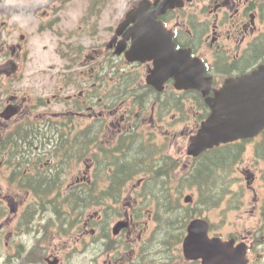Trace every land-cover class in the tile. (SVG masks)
<instances>
[{"label":"flooded vegetation","instance_id":"obj_1","mask_svg":"<svg viewBox=\"0 0 264 264\" xmlns=\"http://www.w3.org/2000/svg\"><path fill=\"white\" fill-rule=\"evenodd\" d=\"M151 1L148 10L143 13V18L149 24H152V20L161 21L163 26L173 32L175 41L181 46L191 48L194 54L207 63L209 69L211 65L214 68L221 65L222 76L236 72L243 66L242 59L238 56L239 51L233 53V50L221 46H231L237 41L239 43V35L247 32L248 27L253 30V21L249 22L246 17L254 18L251 14L254 12L253 3L257 0H183L181 6L167 9L164 13L158 10L162 0L156 4L155 0ZM94 3L95 0H89L90 5L84 8L91 9ZM42 8V18L38 25L41 33L47 37L44 47L53 46L59 52V65L74 66V70L70 75H64L59 85H52V78L47 77L44 78L45 83L40 82L39 87H32L30 90L35 95L52 92V99L64 92L73 102L51 103V99L47 98L43 107L37 102L24 107L23 102L17 99V86L23 80H40L42 77L36 75L38 70L35 67H31V75L26 77L7 75L12 74L11 72L23 73L29 68L26 58L21 57L20 44L9 47L12 60L7 61L2 56L0 42V71L6 73L0 75V90L4 89L9 94L10 107L14 108V103L18 100L14 110L17 114L26 115L27 122L31 125L28 130L36 128L41 133L40 137L28 142V147L27 134L25 138L2 141L0 156L7 146L14 145L17 153L15 158L31 160L27 179H38L39 188L36 189L52 196L77 194L83 175L89 178L91 194L104 191L110 196L111 203L107 208L104 207L102 221L110 224L126 222V226L110 244L103 263L145 264V260H142L145 227L141 219L145 211L143 182L138 181L135 184L130 179L136 174H141L143 178L145 172L156 166L159 169L165 168L166 173V169H172L170 166L176 164L177 155L186 153V143L192 136L200 115L193 113V102L190 101L192 98H185L176 91H169L167 95L165 92L158 95L155 92L138 91L132 95L131 101L128 100L129 94L121 91L125 87L128 79L126 74L130 68L137 66L148 69L151 66L148 62L143 65L144 63L127 59L133 37H125L117 32L126 13L118 22L113 11L106 13L108 22L102 27L104 14L82 13L80 0H45ZM242 8L246 10L239 14ZM28 9L32 17L37 15L36 5H29ZM259 17L264 18L262 10ZM128 26L132 27V23ZM263 33L264 27L250 40V47ZM206 38L217 41L218 46L210 44L212 50L209 51L204 46ZM29 43L33 47V42ZM261 43L262 40L257 45ZM118 46L125 47V50L117 52ZM113 68L118 69V72L122 70L125 74L114 73ZM183 99L191 106L181 107ZM8 102L9 100L0 99V110ZM144 105L152 108L156 106V118L146 115L141 107ZM136 107L143 114L133 112ZM183 111L186 112V117H181ZM83 144L90 148L89 162L82 155ZM219 150L217 160L221 175V147ZM132 155L135 159H132ZM186 156L180 172L184 173L188 164L194 161L195 169L198 170L202 162L189 160L190 157ZM207 171L205 169L202 172ZM99 180L106 181L108 185L99 188ZM254 181L253 177L251 183ZM251 183L247 185L251 190L250 201L264 209V198L262 204L258 202L263 197L262 192ZM73 203L72 199V203L68 201L67 204H60L62 208L72 210L75 208ZM61 210H56L57 217ZM253 217V220L244 222L232 233L246 240L248 237L253 238L262 244V252L257 253L250 261V264H258L264 255V216L257 220L254 215ZM63 218L67 220L62 217L57 221L62 222ZM246 224L250 225L247 230L244 229ZM77 231L81 236L83 230L77 228ZM252 248L253 245L251 251ZM59 255L49 253L43 259L47 263L56 260L55 264H59ZM259 256L260 259L256 262ZM186 264L200 262L190 261Z\"/></svg>","mask_w":264,"mask_h":264},{"label":"water","instance_id":"obj_2","mask_svg":"<svg viewBox=\"0 0 264 264\" xmlns=\"http://www.w3.org/2000/svg\"><path fill=\"white\" fill-rule=\"evenodd\" d=\"M199 88L205 91L203 85ZM209 101H214L213 113L203 124L190 150L192 153H198L201 148L214 142L251 136L260 131L264 126V74L258 71L237 80H229L222 91ZM190 232L185 253L189 257H199L204 250L195 246L198 238L191 229ZM224 252L228 250L222 243L210 241L207 254L212 260H227V256L221 255Z\"/></svg>","mask_w":264,"mask_h":264},{"label":"rangeland","instance_id":"obj_3","mask_svg":"<svg viewBox=\"0 0 264 264\" xmlns=\"http://www.w3.org/2000/svg\"><path fill=\"white\" fill-rule=\"evenodd\" d=\"M21 1H25V0H21ZM135 0H114V3H115V8L120 12L118 15H117V21H119L123 14L125 13L126 11V8L133 4ZM84 7V6H83ZM86 148V145L83 144L82 145V150ZM132 159H135V157L132 155ZM230 172L229 171H225V172H221V176H227L229 175ZM233 176V175H231ZM216 180V179H215ZM233 180H231V183H232ZM214 186L216 187L217 186V183L214 184ZM34 194H31L29 195V197H32L33 198ZM209 215L214 219V222H218V217H217V214H216V210H212L209 212ZM235 215V212H230L228 213V210L225 211V212H221V222H223L224 220H229V219H232V217H234ZM236 219V218H235ZM7 227L9 228V225H7ZM9 251V249L7 250ZM179 264V263H177Z\"/></svg>","mask_w":264,"mask_h":264},{"label":"trees","instance_id":"obj_4","mask_svg":"<svg viewBox=\"0 0 264 264\" xmlns=\"http://www.w3.org/2000/svg\"><path fill=\"white\" fill-rule=\"evenodd\" d=\"M252 53V52H251ZM25 132L26 131H24L21 135H25ZM40 135H41V133H39V130L38 129H36V128H34V129H31V130H28V132H27V141H26V147H28V142H30L32 139H37V137H40ZM18 138H20V137H18ZM228 154H230V152L228 153ZM218 158V157H217ZM206 161H208V160H206ZM218 163V160L216 159L213 163H212V165H209V167L208 168H206L207 166L204 164V162L202 163V165H200V167L201 168H203V170H208L207 172H212L213 171V169H214V165L215 164H217ZM157 192H158V188H157ZM52 223H53V221H51Z\"/></svg>","mask_w":264,"mask_h":264}]
</instances>
